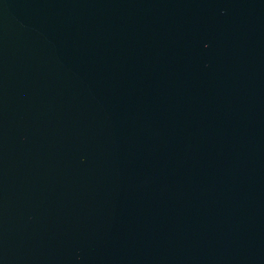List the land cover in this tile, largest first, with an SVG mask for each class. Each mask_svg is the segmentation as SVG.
Here are the masks:
<instances>
[{"label":"water","instance_id":"water-1","mask_svg":"<svg viewBox=\"0 0 264 264\" xmlns=\"http://www.w3.org/2000/svg\"><path fill=\"white\" fill-rule=\"evenodd\" d=\"M0 264H264V0H0Z\"/></svg>","mask_w":264,"mask_h":264}]
</instances>
